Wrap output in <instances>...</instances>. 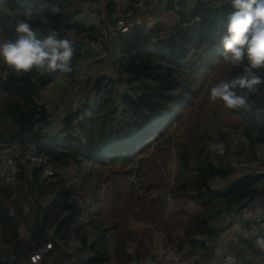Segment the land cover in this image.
Here are the masks:
<instances>
[{"label": "trees", "instance_id": "1", "mask_svg": "<svg viewBox=\"0 0 264 264\" xmlns=\"http://www.w3.org/2000/svg\"><path fill=\"white\" fill-rule=\"evenodd\" d=\"M51 2L56 3L61 12L57 15L45 13L47 19L38 20L34 27L44 35L50 29L63 30L62 38L67 31L74 30L76 37L73 41V65L102 34L98 28L92 27L81 17L83 11L78 6V0ZM34 3L35 0H0L2 39L14 37L16 21L23 19L26 9L34 6ZM111 6L113 3L108 7V13L114 15L115 9ZM232 11L231 0L197 1L190 12L180 14L179 26L175 31L166 24H158L154 34L138 30L121 37L117 44L121 53V58L116 61L118 79L112 81L107 77H100L94 82L91 89L96 95L105 93L109 87H113V90L104 95L90 117L83 121L82 134L79 137L70 133L80 118V114L72 112L64 119L63 131L56 137L47 135L52 118L48 107L41 103V92L53 85L63 74L40 75L35 71L18 74L0 61V144L17 148L22 154H27L31 147L35 148L56 169L75 164L80 173L87 167L91 168L88 169L90 174H95L97 170L105 174L111 170L106 168L112 164L120 163L127 167L133 162L143 161L142 151L149 148L154 140V121L159 126H164L162 117L170 114L172 106L184 109L196 104L195 100L191 101L193 91L185 95L177 89L178 75L200 51H213L220 46L219 39L226 31L227 17ZM102 24L105 21L101 20ZM241 71L242 69L231 68L227 79ZM261 74L264 75V72ZM66 76L71 83L72 74L66 73ZM117 83H126L128 92L123 95L117 93ZM260 87L262 90L250 97V108L229 109L240 120L239 125L230 126L238 134L236 136L243 140L242 143L237 142V155L240 159L247 156L254 162L259 161V150L264 147V85ZM181 115L179 113L178 117ZM7 123L14 126V133L5 138L4 128ZM225 130L222 127L219 131L221 139L217 143H223L226 151L223 156H217V162L212 159L211 150L206 144L193 153L181 141L182 137L175 143L174 138L169 136L164 143L168 146L175 143L178 151L175 185L169 191L163 189L165 187L159 189L156 186L152 190H149L151 187H142L145 194L162 191L160 197L164 193L167 197L169 193V199L180 201L179 206L181 201L188 200L203 209L202 213L191 218L190 226L184 229L183 236L171 244L182 262L185 259H197L195 264H201L216 260L219 236L213 221L216 218L236 217L239 210L250 201L264 203V174L239 176L227 189H214L213 181H226L235 175L226 162L232 154L231 143L234 137L225 133ZM158 146L157 152L166 149L160 144ZM124 167L117 174H113L115 180L122 181V176L126 177L127 169ZM19 182L21 187L18 191L26 199L21 204L13 201L16 206L14 212L9 204L17 192L8 187L0 189V237L3 244L11 248L5 255L0 253V264H22L34 249L50 243L53 244V250L47 254L43 264H103L108 257L112 260L109 246L111 237H107L109 231L99 232L101 251L95 250L97 235L92 241L93 244L88 246L89 235L80 224L82 213L76 200V191L67 186L64 174L57 172L44 180L40 170L31 174L22 171ZM23 195H20L21 199ZM39 195L40 198L53 196V200L45 205L39 198L36 199ZM160 197L152 198L151 202L155 203L157 198L161 210L162 204L169 208L168 197L167 201L162 198V202ZM30 201L31 218L25 212ZM143 210L148 216L152 213L146 207ZM180 215L181 210L177 217ZM153 220L154 223L160 221L155 218ZM25 222H30L28 240L21 239L19 233ZM92 225L95 227L94 222ZM96 231L98 232L97 229ZM114 236L118 238L119 235ZM120 238L118 253L116 251L120 264H130L134 258L143 262L151 256L148 247L143 244L131 254L132 252L126 250L128 242H123ZM256 240L239 239L237 242H229L222 260L233 257L238 264H253L264 251L257 245ZM71 241L82 245L92 256L80 262L73 261L72 255L64 249ZM3 257L6 259L1 262Z\"/></svg>", "mask_w": 264, "mask_h": 264}, {"label": "rangeland", "instance_id": "2", "mask_svg": "<svg viewBox=\"0 0 264 264\" xmlns=\"http://www.w3.org/2000/svg\"><path fill=\"white\" fill-rule=\"evenodd\" d=\"M111 3H113V6L111 7L115 9L114 15H110L108 13V7ZM128 4V0H97L95 2L90 0H78V6L83 11L81 17L92 26L98 27V29L103 26L101 27L102 31H100L102 34L101 37H105V35L109 33L110 26L124 16V14L128 11V9L124 11ZM186 9L191 10L192 8L191 6L187 7L185 0L177 7L174 5L170 8V5L168 4L164 9L167 14H162L159 18L156 15V25L153 24L154 26L148 30L146 27L147 33L154 34L158 24H166L172 31H175V29L179 26L180 14L186 11ZM100 19L105 21V24L101 25V23H99ZM221 54V46L213 51H200L197 56L193 58L192 62L183 68L181 73L178 75L177 89L185 95L190 93V91H193V99L191 97V101L195 100L196 104L187 106L184 109L174 105L171 107L170 114H165L162 117L165 121L164 126H157V124H154V140L149 148L142 151V157L144 158L143 161H140L139 163H137L138 161L135 163L133 162L131 166L127 167L121 166L120 163L112 164V166L106 168L111 170L107 171L105 174H101V170L95 171V174H90L88 169L91 168L87 167H85L80 173L79 168L75 164L59 169L52 166L55 173L59 172L65 175L67 186L76 191V200L79 205L82 198L85 199L86 197L95 195L96 199L92 208L91 219V230L95 231V233L84 229V232L89 235L90 242L88 246H90L91 243L93 244L92 241L96 236V229L98 230V234L100 231L105 230L109 231L107 237H111L110 245H112V247L110 248L113 249L114 247L117 253L118 245H120L118 243V238L120 237V240L123 242L124 240L125 242H128L126 250L130 253L132 252L131 254H134L140 244L148 247L151 254L149 258L143 262L134 258L130 264H195L198 261L197 259H185L182 262L171 244L172 242L176 243V241L183 236L184 229L190 226L191 218L198 213H202L203 209L188 200L181 201L182 204L179 206L180 201L169 199V193L166 192L168 193L167 197L169 208L164 207V204H162L161 210L160 203H157V198L155 199V203L151 202V199L160 197V193L163 192L153 191L149 195L145 194V190H143L142 187H151L149 190L154 189L156 186H158L159 189L160 187H165L163 189L169 191L176 183L178 171V151L175 143L182 139L181 141L184 142L185 145L189 146L193 153L198 151L203 144H206V147L210 149V144L217 143V141L221 139V137H219V131H221L222 127L226 129L224 131L225 133L234 137V140L231 143L232 154L229 155L228 159H235L238 161L251 160L247 156L240 159L237 155V142L240 141L242 143L243 140H241L239 136H236L238 134L230 129V126L236 124L239 125L240 120L229 112V108H227L222 101L217 100L212 102L209 100L210 89L221 80H227L228 73L232 68L231 66L223 63ZM109 57L110 53L108 52V57L102 62L94 65V67L101 69V66L105 64V73L107 75H111V77L114 78L113 80H116L118 78L116 66L118 57L110 60ZM89 75L90 72L88 73V77H90ZM94 82L95 80L88 79V91L86 92L84 98L85 103L88 100H91L94 96L91 89ZM70 84L71 83L69 81V84L64 91V97L65 103L71 108L70 102L66 97V89L70 86ZM116 88V92L120 95L127 93L129 90L126 83H117ZM89 102H92V100ZM118 102H120V100H118ZM205 104L208 109L203 107ZM179 113H182L180 117H178ZM4 129L5 138L14 133V126L9 125L8 123ZM81 134L82 133L80 132L78 137L81 136ZM169 136L174 138V145L168 146L164 143ZM180 137L182 138L179 140ZM159 144L160 146L162 145L166 147V149L157 152ZM2 145L5 144H0V147H2ZM210 153L212 154L214 162H217L218 155L212 150ZM228 159L226 162H228ZM256 163L257 169L259 170L254 174H264L260 173L264 172V147L259 150V161ZM91 167H93V165ZM123 167L127 169V172H125L126 177L124 178V176H122V181L121 179L115 180L116 178L113 177V174H117V172ZM232 171L235 174L233 179L238 178L241 174H243H240L237 171L235 172L233 169ZM233 179L231 178L226 181L215 180L212 185L214 189L225 190L229 187ZM20 187V182L15 186L8 187L17 192L13 196L12 202L9 204L14 211L16 210V206L13 204V201L18 202L26 199L25 196L18 191ZM1 188L6 187L0 182V189ZM20 195H23L22 200ZM167 197L164 193V195L160 197L161 202L162 198L164 201H167ZM37 198H39L42 203L47 205L53 199V196L40 198L39 195L36 199ZM29 200L32 201L33 198ZM31 201L26 205V211L29 218L32 217ZM145 207L152 212L150 216H148L147 212L143 210ZM175 210L177 212H175ZM179 210H181V215L177 217ZM154 218L160 221L158 223H154ZM93 222L95 223V227L92 225ZM80 224L83 226V222L81 220ZM213 225L218 230L219 240L218 249L216 251L218 258L212 261V264H224V262H222V255L227 244L231 241L237 242L239 240V238H237V221L234 219V216L224 219L216 218L213 221ZM28 226L29 222L24 224V228L22 229L23 236H26ZM115 234L119 235L118 238H114ZM260 237H264V231H262ZM28 239L26 238L25 240ZM121 244L123 243L121 242ZM262 248L264 249V247ZM10 249L11 248L9 246L3 244L0 237V253L5 255V252ZM64 249L66 253L72 255V260L75 262L83 261V259H89L92 256L89 250L86 248L85 250L82 245L74 241L68 242ZM83 249L84 251H82ZM36 250L37 248L34 249L32 253ZM112 256L111 264L121 263L118 261L117 257ZM5 259V257L1 258V262L5 261ZM22 264H30L29 258ZM201 264H210V262L207 261ZM253 264H264V251Z\"/></svg>", "mask_w": 264, "mask_h": 264}, {"label": "clouds", "instance_id": "3", "mask_svg": "<svg viewBox=\"0 0 264 264\" xmlns=\"http://www.w3.org/2000/svg\"><path fill=\"white\" fill-rule=\"evenodd\" d=\"M231 7L233 11L227 17L226 31L219 39L221 59L242 71L213 86L209 100H220L229 109H248L250 97L264 85L261 74L264 72V0H231ZM60 12L61 8L51 0H35L34 6L26 9L24 18L16 21L14 37L0 39V61L18 74L71 73L75 31H67L62 38L63 30L50 29L44 35L34 27L38 20L47 19L45 13L57 15ZM209 147L219 156L225 154L223 143ZM256 243L264 247V237H258Z\"/></svg>", "mask_w": 264, "mask_h": 264}, {"label": "built area", "instance_id": "4", "mask_svg": "<svg viewBox=\"0 0 264 264\" xmlns=\"http://www.w3.org/2000/svg\"><path fill=\"white\" fill-rule=\"evenodd\" d=\"M178 4L184 0H176ZM168 0H134L128 11L120 19L115 21L109 28V33L106 38H99L96 42L90 45L89 50L77 58L71 72V84L66 89V97L70 102L72 113L80 114V118L74 124V128L70 133L78 137L81 132L83 121L90 117L93 110L96 109L99 101L107 92L113 90L109 87L105 93L102 92L96 95L94 102H84L85 94L88 90V73L90 69L102 62L108 57V51L105 48L106 41H112L118 44V41L123 36H129L135 31L145 30L144 22L145 15H157L158 18L165 14V8L168 5ZM167 14V13H166ZM5 77H3L4 79ZM228 166L235 172L243 173V175L254 174L257 169V163L251 160L238 161L228 159ZM42 171L43 178L47 179L54 176L55 172L49 161L40 156L35 148H30L27 154H22L17 148L11 146L0 147V182L5 187H12L19 183V176L24 171L25 174H31L33 171ZM264 173V172H260ZM71 184V182H70ZM95 201V195L81 199V221L85 230H91L92 208ZM234 219L237 221V238L244 241L256 240L264 231V203L259 201H250L243 206ZM97 245L96 251H101L99 245L100 235L96 231ZM53 250V244H47L37 248L30 256L31 264H43L47 254ZM103 264H111L109 257Z\"/></svg>", "mask_w": 264, "mask_h": 264}, {"label": "crops", "instance_id": "5", "mask_svg": "<svg viewBox=\"0 0 264 264\" xmlns=\"http://www.w3.org/2000/svg\"><path fill=\"white\" fill-rule=\"evenodd\" d=\"M168 1H169L168 4L170 5L171 8H172L171 4H173V6L175 5L176 7L179 5L176 0H168ZM197 1H206V0H185L187 7L191 6L192 9L196 5ZM128 2H129V4L127 5V8L124 11H126L131 5V0H128ZM189 9H190V7H189ZM189 9H186V11H184V12H188V11L190 12L192 10V9L191 10H189ZM144 22H145L147 30H148L152 26L156 25L155 24L156 23V16L151 15V14L145 15L144 16ZM99 23H101V19H100ZM89 25H91V24H89ZM92 27H94V26H92ZM101 27H103V26H101ZM101 27L99 28V31H102ZM94 28H98V27H94ZM145 31H146V29H145ZM106 36H107V34L105 35V37H100V38H106ZM0 39H2V38L0 37ZM104 46H105L106 50L110 53L109 60L110 59H116V57H118V60L121 58V53H120V50H119L118 45L116 43H114L112 41H106ZM104 68H105V64L101 66V69H98L97 67L95 68L93 66L89 71L90 77H88V79H91V80L93 79L96 81L100 77H107L112 81H117L118 78L116 79V77H115L116 80H113L114 78L111 77V75H109V74L107 75L105 73L106 70ZM68 84H69V78L66 76V73H65L53 85L49 86L48 88H46L45 90H43L41 92V100H42L41 103L45 104L48 107L49 112L51 114V118H52L51 126H50L49 130L47 131V135L49 137H56L61 131L64 130V119L69 113L72 112L71 108L65 103V97H64V91H65V88L67 87ZM92 92L94 94L93 97L96 100V94L94 91H92ZM42 96H44V97H42ZM88 96H90V95H88ZM93 97L91 99L92 102L95 101L93 99ZM91 100H88V101H91ZM118 104H119V102H118ZM235 179H233V180H235ZM29 199H31V198H29ZM17 203L21 204V203H23V201H18ZM12 211L14 212V210H12ZM25 212L27 214L26 210H25ZM25 223H28V222H25ZM23 228H24V225H22L20 227L19 233H20L21 239L25 240L26 238L28 239L30 236V233H29L30 227L28 226L26 236L22 235V229ZM110 247H112V245H110ZM111 253L113 254V256L111 254L112 257H116L117 253H116L114 247H113V249H111ZM232 258L229 257L226 260H222V262H224V264L225 263L226 264H237V260L236 259L234 260V258L233 259ZM208 262H210V264H212V261H208ZM142 264H144V263H142Z\"/></svg>", "mask_w": 264, "mask_h": 264}]
</instances>
